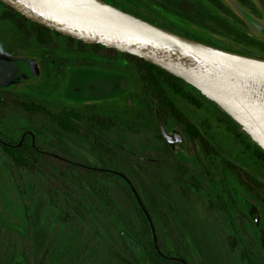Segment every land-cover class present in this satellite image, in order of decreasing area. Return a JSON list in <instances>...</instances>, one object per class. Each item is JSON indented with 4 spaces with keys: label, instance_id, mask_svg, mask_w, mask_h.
I'll return each mask as SVG.
<instances>
[{
    "label": "trees",
    "instance_id": "obj_1",
    "mask_svg": "<svg viewBox=\"0 0 264 264\" xmlns=\"http://www.w3.org/2000/svg\"><path fill=\"white\" fill-rule=\"evenodd\" d=\"M122 2L133 4V0ZM0 6L1 53L31 50L37 45L50 46L53 40L65 39L71 44L75 43L79 51L87 49L94 56H108L109 62L98 58L88 64L90 66L125 73V66L120 68L116 60L110 61L111 55L118 53L139 74L133 96L135 107L111 112L107 117L101 116V110L83 112L69 107L56 109L31 97L22 98L13 93L0 92V120L7 119L6 115L11 114L7 126L12 135L15 137V131L21 129L25 133L30 132L34 139L31 144L30 135H24L21 142L12 141V146H0V157L9 166L10 179L24 209L27 225L26 233L22 235L15 229L0 226V264H15L14 255L18 249H21L22 264L47 263V251H42L43 247L36 245L35 240L40 231L37 224L42 210L41 204H34L39 193L46 195L49 206L57 211L58 220L67 225L73 234L74 243L70 248L73 257L69 255V264H105L108 258L112 259L113 264H180L157 254L147 220L121 178L74 162L87 164L79 156L84 150L102 168L121 173L132 169L134 154L140 150L139 146L149 145L148 134L155 122L153 104L173 109L158 81H181L143 59L62 36L29 21L1 2ZM86 64L77 61L76 65ZM170 89L177 90L172 85ZM17 118L25 120L28 126L20 128L22 124H18ZM102 136L109 138L107 148ZM118 142L125 147L124 166L118 155ZM127 178L135 187L134 176L128 174ZM111 184L125 191L131 200V209L119 206L114 201L109 189ZM137 194L153 219L154 193L140 190ZM156 195L162 201L165 192L158 191ZM161 210H164L163 207ZM208 224L176 225L179 231L182 229L188 233L187 238L172 239L176 255L184 258L186 264H194L192 254L198 264H262L261 257L246 252V240L238 232L233 238L224 236L222 229L219 238L191 234L192 231L198 233ZM236 225L226 226L235 231ZM168 226L167 223H155L157 245L167 255L171 254L166 238ZM127 240L134 241L139 250L133 251ZM235 246L240 253L233 251Z\"/></svg>",
    "mask_w": 264,
    "mask_h": 264
},
{
    "label": "flooded vegetation",
    "instance_id": "obj_2",
    "mask_svg": "<svg viewBox=\"0 0 264 264\" xmlns=\"http://www.w3.org/2000/svg\"><path fill=\"white\" fill-rule=\"evenodd\" d=\"M104 1L179 36L222 50L264 59L259 55L250 54L239 44L230 42V46H222L213 42L216 41V31L219 29L229 31L228 22L233 21L234 24L244 25L228 0H133L132 5L122 2L123 0ZM234 1L256 19H262L261 13L252 0ZM245 38L248 39L246 36ZM70 44L65 39H56L50 42L51 47L37 45L31 50L6 54V61L10 64L12 71L11 76L0 86V92L13 93L22 98L31 97L34 100L37 97L42 100H36L37 102L49 104L50 100L44 101L42 97L48 88V83L57 78L62 85L68 70L79 66L93 67L88 64H92L95 59L101 58L109 62L106 55L94 56L90 50L79 51L75 43ZM261 44L264 46V43L261 42ZM115 60L121 66L120 68L132 67L121 54H112L110 61ZM77 61L87 64L76 65ZM133 69L138 79V71L135 67ZM63 70L64 74H62ZM123 74L128 76L132 85L131 75L127 71ZM26 80L36 82L34 81L33 85L23 84ZM9 81L22 84V90L7 89L6 85ZM40 81L47 84L44 85L46 88L44 91L39 89ZM158 82L163 95L167 97L173 109L153 104L152 113L155 122L148 134L149 145L148 147L144 144L139 146L140 150L134 154L132 169L129 168L124 171L125 173H121L102 168L97 161L95 165L74 163L91 170H103L121 178L130 192L132 193L133 190L136 193L143 206L142 209L132 193L135 203L147 220L152 241L153 237L156 240L155 223L169 224L166 238L169 240L171 254H165L159 249L157 242L156 247L153 242L158 255L186 264L184 258L176 255L172 239L187 238L188 233L181 228L179 231L176 225L190 224L192 226L206 222L209 224L201 228L202 230L198 233L192 231L193 228L188 229H191L193 236L197 234L201 237L213 238L220 237L221 229L224 236L232 238L236 237L238 232L246 240V252L252 256L261 257L264 264L262 242L264 238V151L216 105L192 87L182 81L170 79ZM171 85L177 90L170 89ZM41 91L43 93L39 95ZM57 102L56 109L69 107L83 112L98 110L101 105ZM100 112L101 116H108L105 109H101ZM6 116L10 119L11 114ZM7 119L0 120V146H12V141L21 142L24 135H30V142L33 143L34 139L30 132L25 133L26 131L21 129L15 131L17 140L14 139L7 126ZM17 121L22 124L20 128L28 126L23 119L17 118ZM160 123L168 134L169 140L163 136ZM102 140L107 148L109 138L102 136ZM117 146L120 161L124 166L125 147L122 142H118ZM128 174L134 176L135 187L127 178ZM140 190H149L154 193L153 219L148 215L144 203L137 194ZM158 191L165 192L162 201L156 195ZM161 207L164 210H161ZM228 224H237L235 231L232 227L226 226ZM233 251L241 252L236 246ZM180 253L182 254L183 251ZM192 256L193 263L198 264L194 254Z\"/></svg>",
    "mask_w": 264,
    "mask_h": 264
},
{
    "label": "water",
    "instance_id": "obj_3",
    "mask_svg": "<svg viewBox=\"0 0 264 264\" xmlns=\"http://www.w3.org/2000/svg\"><path fill=\"white\" fill-rule=\"evenodd\" d=\"M0 2L29 21L63 36L143 59L164 70L216 105L264 151V59L168 32L103 0ZM228 2L251 33L264 41V0H253L262 21L234 0ZM11 71L8 61L0 60V86L11 76ZM130 89L131 81L123 73L79 66L66 73L60 97L67 104L100 103L118 99ZM160 127L169 140L161 123ZM132 193L143 209L136 193L133 190ZM153 242L156 247L154 237ZM262 242L264 245V238ZM127 243L131 249L138 250L132 240Z\"/></svg>",
    "mask_w": 264,
    "mask_h": 264
},
{
    "label": "rangeland",
    "instance_id": "obj_4",
    "mask_svg": "<svg viewBox=\"0 0 264 264\" xmlns=\"http://www.w3.org/2000/svg\"><path fill=\"white\" fill-rule=\"evenodd\" d=\"M236 15L238 16L237 13ZM240 21L241 23H244L243 26L239 24H234L232 21L230 23L228 22L229 31L223 29H219L218 31H216V35H215L216 41L213 42L218 43L222 46L225 45L230 46L229 44L230 42L236 43L247 49L250 54L259 55L264 58V48H263L264 46L263 44H261V42L264 43V41L254 36L242 19ZM260 21H262V19ZM245 36L248 37V39H246ZM6 59H7V55L0 52V60H6ZM127 72L131 75L132 83H133L131 85L130 91L126 93L124 96L118 99H114L112 101L91 103V104H101L98 110L96 111L105 109L109 116L110 115L109 113L111 112L114 111L122 112L124 109H130L135 107L136 104H134L133 102L134 100L133 96L134 93L136 92L137 84H138L137 74L135 73L133 67L127 68ZM36 77H38L37 73H36ZM34 81L35 80H26L24 81L23 84L31 85L32 83L36 82ZM39 84H40L39 89L40 90L42 89L44 91V89H46L45 86L47 84L45 83L46 84L45 85L44 81L42 82L40 81ZM21 85L22 84H16L9 81V83L6 85V88L11 91H20L22 90ZM62 85L60 80L56 78L51 83H48V88L46 91H44V94L42 95L41 93H43V91H41L39 95H42L44 101L46 99L50 100L48 101L50 102L49 104H51L54 107H57L58 105L57 101H62L60 97V91H61L60 88H62ZM35 99L41 100V98H37V97H35ZM19 123L20 122H18V124ZM11 136H13L12 133ZM14 139L17 140V137H14ZM79 156L86 163H90L93 165L96 164V160H94L84 150H81V154ZM55 157L61 159L60 156H55ZM109 189L111 196L119 206L125 207L127 209H131L132 206L131 200L125 194V191L122 188H119L111 184L109 186ZM34 204H41L42 206L40 218L37 224V227L40 229V231L38 232L35 240H36V245L43 247L42 251L45 250L47 251V254H45V257L47 258L46 264H69L68 257L69 255L71 256L73 254V250H71L70 248L71 245L74 243V238H72L73 234L71 231H69L70 228L58 220L57 211L49 206L46 195L39 193L37 195ZM0 226L5 228L15 229L17 230V233H19L20 235L26 233V227H27L24 209L19 201L18 196L16 195L15 188L10 179L9 166L7 165L6 161L1 157H0ZM135 245L137 246L136 243ZM137 249L139 250L138 246ZM138 250H133V251H138ZM14 256H15L14 260L16 261L15 264H22L21 249H18V251H16ZM78 264H83V263L78 262ZM105 264H113L112 259L111 258L106 259Z\"/></svg>",
    "mask_w": 264,
    "mask_h": 264
}]
</instances>
